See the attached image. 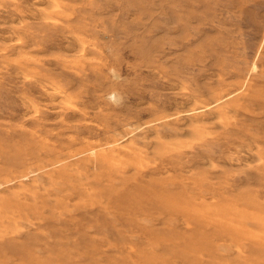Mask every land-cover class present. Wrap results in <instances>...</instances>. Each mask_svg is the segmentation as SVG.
<instances>
[{
	"label": "rangeland",
	"instance_id": "obj_1",
	"mask_svg": "<svg viewBox=\"0 0 264 264\" xmlns=\"http://www.w3.org/2000/svg\"><path fill=\"white\" fill-rule=\"evenodd\" d=\"M0 264H264V0H0Z\"/></svg>",
	"mask_w": 264,
	"mask_h": 264
},
{
	"label": "bare ground",
	"instance_id": "obj_2",
	"mask_svg": "<svg viewBox=\"0 0 264 264\" xmlns=\"http://www.w3.org/2000/svg\"><path fill=\"white\" fill-rule=\"evenodd\" d=\"M232 222V221H231Z\"/></svg>",
	"mask_w": 264,
	"mask_h": 264
}]
</instances>
